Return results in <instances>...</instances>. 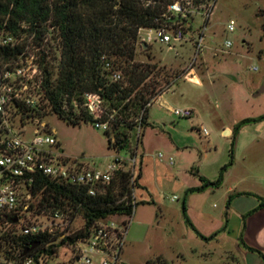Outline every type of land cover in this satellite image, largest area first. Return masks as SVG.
I'll list each match as a JSON object with an SVG mask.
<instances>
[{"label": "rangeland", "instance_id": "obj_1", "mask_svg": "<svg viewBox=\"0 0 264 264\" xmlns=\"http://www.w3.org/2000/svg\"><path fill=\"white\" fill-rule=\"evenodd\" d=\"M212 1L205 5L213 4L209 18L206 10L188 8L191 26L187 32L192 37L187 34L182 43L173 42L175 48L157 41L147 44L149 52L137 48V62L157 64L170 76L169 85L158 78V87L175 83L165 96L169 106L196 105L199 113L177 117L164 100L157 99L149 107L148 125L130 131L132 146L137 148V170H142L137 190L141 203L130 219L123 264H231V255H236L241 242L237 233L248 217L242 213L255 212L264 202V121L243 125L234 138L222 134L226 126L233 130L238 122L264 116V92L256 95L264 86V0ZM179 2L190 7L188 0ZM231 20L234 32L227 30ZM205 24V48L194 65L203 84L198 86L184 76L197 53L195 39ZM149 33L142 29L140 37L147 38ZM226 40L232 42L230 48L225 47ZM259 84L254 90L253 85ZM41 120L58 140L50 149L71 161L105 167L117 155L109 147L113 134L93 123L72 125L52 113ZM34 130L35 125L28 124L26 139L33 137ZM119 155L132 158L127 150ZM221 173L218 186L189 192L202 185L201 177L214 183ZM175 196L179 200L173 201ZM81 226L82 220L75 219L71 234ZM88 255L99 264L100 256ZM50 264L82 263L74 257V246L66 245Z\"/></svg>", "mask_w": 264, "mask_h": 264}, {"label": "trees", "instance_id": "obj_2", "mask_svg": "<svg viewBox=\"0 0 264 264\" xmlns=\"http://www.w3.org/2000/svg\"><path fill=\"white\" fill-rule=\"evenodd\" d=\"M177 1L0 0V35L18 40L14 46L0 47V64L19 60L23 51L30 48L36 53L42 71L36 108L29 109L16 102L11 106L16 108L14 116H19L16 123L24 126L52 113L68 124H95L84 102L87 93H97L104 106L100 121L108 122L106 132L113 134L109 147L116 152L127 150L135 156L137 148L132 146L130 131L148 125V104L169 87H158L156 80L162 78L165 84H170V76L162 73L157 64L136 61L138 47L146 46L144 51L149 52L147 44H140L139 33L142 29H170L189 23L186 17L169 12V7ZM210 1L191 0V4L199 9ZM114 73L120 79L115 80ZM260 121H264V116L238 122L231 137L243 125ZM140 138L138 133V143ZM226 169L227 166L222 170ZM222 176L221 173L214 183L201 177L202 185L189 192L218 186ZM141 178L140 168L135 180L138 189ZM131 179V172L118 171L111 185L91 196L86 187L36 174L29 210L10 215L0 212V264H22L28 259H33V264H50L61 247L88 237L97 221L113 215L133 216ZM140 203L137 202L136 208ZM263 207L264 202L260 204ZM183 210L186 212L185 201ZM57 212L71 225L80 218L82 226L63 238L58 232L23 233L26 225L39 222L41 217H53ZM32 244L36 247L30 250ZM250 249L264 260L263 252Z\"/></svg>", "mask_w": 264, "mask_h": 264}, {"label": "built area", "instance_id": "obj_3", "mask_svg": "<svg viewBox=\"0 0 264 264\" xmlns=\"http://www.w3.org/2000/svg\"><path fill=\"white\" fill-rule=\"evenodd\" d=\"M213 0L212 2H214ZM189 3V4H188ZM183 6L179 1L169 7V12L181 15L187 19L193 8L191 0ZM204 4L197 10H206L209 16L213 10V4L206 8ZM189 20V19H188ZM190 23L177 25L176 27H161L150 30L147 38L140 37V44H148L153 41L167 45L169 48L173 42L182 43L187 34ZM206 24L202 32L195 39L196 56L190 63L185 74V79L194 84H199V79L194 72V65L200 52L205 48ZM229 32L235 31V22L231 20L227 26ZM141 31V30H140ZM18 44L13 36L0 35V47L14 46ZM232 42L226 40L225 47L230 48ZM109 66V65H108ZM118 73L113 74L115 80L120 79ZM42 83V71L37 63V55L30 48H26L20 55L19 60L8 61L0 64V212L8 215L13 213L23 214L29 210L30 202L33 200V185L35 175L42 174L59 182L86 187L88 194L97 195L107 186L111 185L118 171H129L131 179V200L134 206L139 202L135 180L137 178V155L126 158L116 152L114 159L105 167L88 166L71 161L58 152L52 151L50 147L57 146L58 140L50 131L48 125L37 118L33 124L35 130L31 139H26L25 130L27 125L16 123L19 116H14L16 108L12 109L14 103H19L29 109L36 108ZM156 100V99H155ZM151 101L147 107H150ZM84 107L87 113L96 121L95 126L108 130L109 123L101 122L104 115V106L101 96L97 93L85 95ZM170 111L181 118H190L194 111L191 108H170ZM206 136L209 135L207 128L200 129ZM140 131V129H139ZM163 158V155H159ZM172 163V158L169 159ZM179 200L175 196L173 201ZM134 215V214H133ZM132 216L113 215L97 221L91 228L88 237L82 238L74 244V257L82 264H94L93 258L88 254L100 256L99 264H123L122 253L129 231ZM71 223L63 214L57 212L53 217H41L37 223L26 225L24 234L37 235L40 233H62L61 238L71 235ZM14 264V263H10ZM22 264H33V259H28Z\"/></svg>", "mask_w": 264, "mask_h": 264}, {"label": "crops", "instance_id": "obj_4", "mask_svg": "<svg viewBox=\"0 0 264 264\" xmlns=\"http://www.w3.org/2000/svg\"><path fill=\"white\" fill-rule=\"evenodd\" d=\"M204 62H206L205 59H204ZM194 72H195V70H194ZM196 76L199 79V84H195V85L203 86L202 81H201V79L197 73H196ZM260 84L259 85H253V87L255 88L254 90L258 89ZM174 85H175V83H173L171 86H169L166 89V91L157 98L158 100L159 99L164 100L163 101L164 105L165 106L168 105L166 107V108H168V110L171 107L169 106V101L165 98V96L169 92L172 91ZM184 108H191L195 112L196 115H197V113H199V108L196 105H189V104L186 105L185 104ZM196 117L199 120V115ZM222 134L226 135V136L232 135V129L229 126H226L222 129ZM198 186L199 185H197V187ZM229 190H231V188ZM192 196H193V194H191L187 197V204L188 205L191 202ZM189 197H190V201L188 202ZM189 207H190V205L187 208H189ZM198 208H200V207H198ZM202 208L204 210V207H202ZM196 210H198V212L202 211L201 209L199 210L197 208H196ZM246 210L247 209H244L243 211H246ZM248 212H250V211H247L246 214L242 213L243 214L242 216L248 215V217L245 218L244 228L242 229V227H241L237 233L240 235L239 239L242 241L240 242V244H238V248L235 251L236 255L235 254L231 255L232 259H233L231 264H264V260H262V258L256 252H253L250 249V248H252L255 250H259V251L263 252V254H264V207L263 208L258 207V209H255V212L253 211L254 213L253 212L248 213ZM224 228H227V230H228V226H225ZM212 232H214L213 229H212V231L209 232V234H211Z\"/></svg>", "mask_w": 264, "mask_h": 264}, {"label": "water", "instance_id": "obj_5", "mask_svg": "<svg viewBox=\"0 0 264 264\" xmlns=\"http://www.w3.org/2000/svg\"><path fill=\"white\" fill-rule=\"evenodd\" d=\"M144 48L146 49V46H145ZM263 92H264V86H262V87L260 88V90L256 93V95H260V94L263 93ZM35 247H36V244H32L30 250H32V249L35 248Z\"/></svg>", "mask_w": 264, "mask_h": 264}]
</instances>
